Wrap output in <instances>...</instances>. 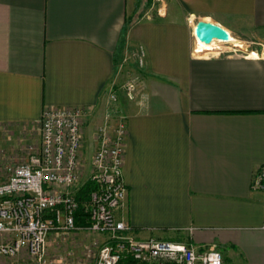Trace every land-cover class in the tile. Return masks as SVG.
<instances>
[{
    "label": "crops",
    "instance_id": "crops-1",
    "mask_svg": "<svg viewBox=\"0 0 264 264\" xmlns=\"http://www.w3.org/2000/svg\"><path fill=\"white\" fill-rule=\"evenodd\" d=\"M136 6L0 0V126L37 124L44 108L88 107L94 148L120 62L143 50V66L134 58L128 69L140 78L135 99L119 97V214L136 238L216 248L223 264H264V189L252 183L264 170V56L197 55V44L205 53L215 42L193 39L203 19L264 52V0H169L147 18Z\"/></svg>",
    "mask_w": 264,
    "mask_h": 264
},
{
    "label": "built area",
    "instance_id": "built-area-1",
    "mask_svg": "<svg viewBox=\"0 0 264 264\" xmlns=\"http://www.w3.org/2000/svg\"><path fill=\"white\" fill-rule=\"evenodd\" d=\"M164 10L163 5L155 8L157 14ZM212 46L219 48L217 44ZM201 50L197 44L194 53L209 52ZM137 62L139 66L144 64L143 50L137 55ZM139 88L134 78L122 89L111 88L107 92L103 119L93 132L95 147L86 180L92 181L95 188L84 209L88 213L87 224L75 222V192L80 186L89 108L43 109L38 120V144L25 161L6 166V177L0 181V264H62V256L54 258L49 254L51 233L64 237L80 233L105 236L104 241L94 239L84 249L87 259L96 247L93 264H223L216 248L198 251L183 242L136 238L125 217L119 214L127 197L122 178L127 121L118 107L119 97L123 93L134 100ZM252 183L254 188L264 189V170Z\"/></svg>",
    "mask_w": 264,
    "mask_h": 264
},
{
    "label": "rangeland",
    "instance_id": "rangeland-1",
    "mask_svg": "<svg viewBox=\"0 0 264 264\" xmlns=\"http://www.w3.org/2000/svg\"><path fill=\"white\" fill-rule=\"evenodd\" d=\"M136 1H137V6H136L137 11L141 14V16L147 18L151 16V14L149 13L155 10L157 5L165 6V4L167 5V2L169 0H161L159 2L157 1L155 2L154 0H136ZM147 13L149 16H147ZM192 32L193 31H191V33ZM230 36L232 35L230 34ZM193 39H195L194 36ZM234 42L236 45L233 46ZM252 42H254L252 39H244V40L242 39L239 41H234L229 39L225 43L215 42V44H217L219 48L217 47L216 49L213 50L207 49L205 51L209 50V52H207L204 55H207L209 53H213V54L238 53L244 55H248V54L254 55V53L259 54L263 52L261 48H258V45ZM139 53L140 50L137 49L134 51V54H132L131 57L129 55L128 56L124 55V57L120 62V64L122 65L120 68L121 72L119 73L121 75H118V77L120 76V79H118V81L112 87L113 89L116 90L122 89L124 84H126L128 81L134 78H136L138 82L140 81L138 73L133 74V71L128 70L131 67L132 60L134 58L135 61L137 60V55H139ZM137 66L141 68L143 65L139 66L138 64ZM121 113L122 115H124L122 111ZM89 138H90L89 128L86 127L84 131V145H83L84 162L81 170L82 174H81V179L79 181V185H82L88 177L90 158L94 150V148H92V146L89 145L90 142ZM38 142H39L38 123L31 125L0 126V181L4 180L6 177L7 173L5 167L11 164H16L25 161L29 153L32 151L33 149L32 147L38 144ZM94 239H97L100 242L104 241V238L101 235L97 236L87 233H80L77 234L76 236H72L71 234H68L66 237L58 236V238H56L57 242L55 241L51 243L50 246H48L49 254H51L54 258L55 257L58 258L59 256H62L64 258L61 259L62 264H93L96 255V247L93 248L94 250L92 251L90 257L87 259L85 258L84 255V251H85L84 249L90 246L91 242ZM59 260L60 259H58V261Z\"/></svg>",
    "mask_w": 264,
    "mask_h": 264
},
{
    "label": "water",
    "instance_id": "water-1",
    "mask_svg": "<svg viewBox=\"0 0 264 264\" xmlns=\"http://www.w3.org/2000/svg\"><path fill=\"white\" fill-rule=\"evenodd\" d=\"M194 36L204 44H210L213 40L227 42L230 39V33L221 25L203 19L196 22Z\"/></svg>",
    "mask_w": 264,
    "mask_h": 264
},
{
    "label": "trees",
    "instance_id": "trees-1",
    "mask_svg": "<svg viewBox=\"0 0 264 264\" xmlns=\"http://www.w3.org/2000/svg\"><path fill=\"white\" fill-rule=\"evenodd\" d=\"M94 188L95 184L90 180H86L75 192V198L78 202V210L75 214V222L78 225L88 223V213H86L84 209L85 205L89 201L90 192L94 190ZM118 264H124V261H120Z\"/></svg>",
    "mask_w": 264,
    "mask_h": 264
},
{
    "label": "bare ground",
    "instance_id": "bare-ground-1",
    "mask_svg": "<svg viewBox=\"0 0 264 264\" xmlns=\"http://www.w3.org/2000/svg\"><path fill=\"white\" fill-rule=\"evenodd\" d=\"M199 47H201V46H199ZM203 47H201V49H202ZM203 50V49H202Z\"/></svg>",
    "mask_w": 264,
    "mask_h": 264
}]
</instances>
